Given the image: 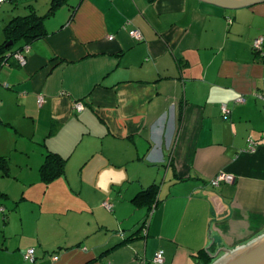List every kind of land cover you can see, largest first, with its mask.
I'll list each match as a JSON object with an SVG mask.
<instances>
[{
  "label": "crops",
  "instance_id": "crops-1",
  "mask_svg": "<svg viewBox=\"0 0 264 264\" xmlns=\"http://www.w3.org/2000/svg\"><path fill=\"white\" fill-rule=\"evenodd\" d=\"M71 4V19L67 4L45 18L24 66L0 64V264H31L33 247L32 264H151L157 251L160 264H210L264 233V42L252 50L264 3ZM47 152L66 162L44 183ZM219 172L234 181L213 186ZM151 184L143 237L135 197Z\"/></svg>",
  "mask_w": 264,
  "mask_h": 264
},
{
  "label": "trees",
  "instance_id": "trees-1",
  "mask_svg": "<svg viewBox=\"0 0 264 264\" xmlns=\"http://www.w3.org/2000/svg\"><path fill=\"white\" fill-rule=\"evenodd\" d=\"M7 1L12 2L13 4L16 3V0ZM64 4H67L71 8V14L69 17V19H71L75 12L76 5H72L70 0H51L48 9L44 14L37 13L33 5H27L28 12L26 14L13 16L3 28L5 40L0 44V64H8L10 61L17 63V61L13 58V54L23 51L24 46L30 45L33 41L44 37L46 35L44 27L45 18L53 15L54 12ZM9 40L12 41V44L6 46V43ZM252 50L258 54H262V49L260 52L254 50L253 48ZM27 53H25V57ZM18 66L24 65L18 64ZM4 86L9 87L8 84ZM65 162L66 159L57 153L47 152L45 154L44 161L40 166V176L42 181L44 183H48L52 179L60 176L64 172ZM157 193L158 185L151 184L140 191L135 199L138 201L144 200V202L147 203L149 211L152 203L157 197Z\"/></svg>",
  "mask_w": 264,
  "mask_h": 264
},
{
  "label": "built area",
  "instance_id": "built-area-1",
  "mask_svg": "<svg viewBox=\"0 0 264 264\" xmlns=\"http://www.w3.org/2000/svg\"><path fill=\"white\" fill-rule=\"evenodd\" d=\"M7 0H0V4L5 2ZM228 22H231L230 18H227ZM129 34L131 37H133L136 40H141L142 39V34L138 29H132L129 31ZM109 39L113 38L112 35H110L108 37ZM263 42H264V37L263 36H259L257 38H254L252 40V48L258 52H260V50L262 49L263 46ZM29 51V45L24 46L23 51H19L13 54V58L17 61V63L19 65H25L26 63V57H25V53H27ZM3 85H6V83H3ZM243 98H239L238 101H242ZM38 104L41 105L43 102V97L42 96H38ZM75 108L77 110H81L83 108V105L80 102H77L75 104ZM221 112L223 114L224 117H227L230 113V110L228 109V107L225 104L221 105ZM248 150L250 151H254L256 150V146L254 144V142L252 140H248ZM234 181V176H232L231 174L225 173V172H219L213 179H211L210 183L213 186H218V184H220L221 182H227V183H231ZM158 203V198L156 197L155 201L152 203L150 210L148 211V215L146 220L143 222L141 228H140V233L143 237H146L147 235V228H148V223H149V217L151 215V213L153 212V210L156 208ZM107 210H112V204L109 202H103L102 204ZM4 212V207L0 206V213ZM58 255H52L51 256V260L52 261H56L58 260ZM36 259V250L35 248H28L24 253H23V260L27 263H34ZM163 261V254L162 251H157L155 252V254L153 255L152 259H151V264H160Z\"/></svg>",
  "mask_w": 264,
  "mask_h": 264
},
{
  "label": "water",
  "instance_id": "water-1",
  "mask_svg": "<svg viewBox=\"0 0 264 264\" xmlns=\"http://www.w3.org/2000/svg\"><path fill=\"white\" fill-rule=\"evenodd\" d=\"M225 10H237L251 7L264 0H199ZM9 40L6 46L11 45ZM219 253H221L219 255ZM210 264H264V233L248 242L231 249H222L212 256Z\"/></svg>",
  "mask_w": 264,
  "mask_h": 264
},
{
  "label": "rangeland",
  "instance_id": "rangeland-1",
  "mask_svg": "<svg viewBox=\"0 0 264 264\" xmlns=\"http://www.w3.org/2000/svg\"><path fill=\"white\" fill-rule=\"evenodd\" d=\"M51 0H16V3H10L9 1L3 2L4 5H0V35L2 37V41L5 40L4 35V26L8 23V21L16 15H23L24 13H27V5H33L34 8L38 11L39 14H44L47 7L46 3H50ZM74 0H70V3ZM2 4V3H1ZM120 186H116L115 188H119ZM50 209L53 210L51 207V204H49ZM32 208L30 203L25 204V210L28 215H30L32 212H30V209ZM39 209V207H37ZM32 216V215H31ZM41 218H46L47 220H53L54 223H56L55 218H57L56 214L53 215V213L48 211H43L41 213ZM34 248V247H33ZM36 250V249H35ZM47 258H51V256L48 254L46 255Z\"/></svg>",
  "mask_w": 264,
  "mask_h": 264
}]
</instances>
